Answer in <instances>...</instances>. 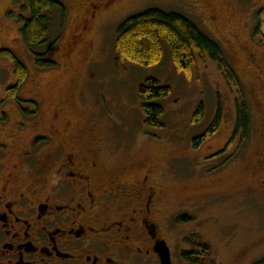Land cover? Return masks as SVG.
Returning a JSON list of instances; mask_svg holds the SVG:
<instances>
[{"label":"rangeland","instance_id":"rangeland-1","mask_svg":"<svg viewBox=\"0 0 264 264\" xmlns=\"http://www.w3.org/2000/svg\"><path fill=\"white\" fill-rule=\"evenodd\" d=\"M59 1L67 13L62 30L57 23L51 32V42L58 41L48 58L56 66L40 68L20 35L26 0H0V51H11L27 68L26 81L9 98L7 90L17 78L10 59L0 57L1 122L9 121V128L16 121L27 123L20 141L29 144L34 134L49 126L50 114L62 109L63 120L83 133L84 149H101L102 138L104 148L119 145L129 160L154 165L162 196L158 220L174 264H189L182 254L197 243L211 248L213 257L206 264H254L262 259L264 198L248 194L251 187L257 188L253 171L264 136L260 106L255 102L251 111L248 142L242 146L234 142L221 151L234 134V92L239 87L229 83L208 57L198 59L190 74L180 72L167 44L157 66L128 63L117 53L116 40L118 27L132 15L151 8L182 14L222 45L249 100L253 81H264V0H127L105 19L106 25L77 44L70 58L71 38L88 0ZM150 78L171 88L168 98L155 102L165 111L161 128L146 125L139 97L140 87ZM37 101L45 111L39 131L34 126L38 119L32 118ZM201 105L204 115L197 121ZM219 111V130L195 148L194 139L204 134ZM182 217L192 221L179 222Z\"/></svg>","mask_w":264,"mask_h":264},{"label":"flooded vegetation","instance_id":"flooded-vegetation-1","mask_svg":"<svg viewBox=\"0 0 264 264\" xmlns=\"http://www.w3.org/2000/svg\"><path fill=\"white\" fill-rule=\"evenodd\" d=\"M126 1L88 0L68 58ZM236 74L237 118L244 83ZM252 84L245 103L253 111L257 102L264 122V81ZM36 103L33 128L39 131L45 111ZM64 114L62 109L51 113L49 126L29 144L20 141L27 123L16 121L9 128V121L0 119V264H161L156 245L166 240L158 220L162 196L154 165L129 160L119 145L104 148L102 138L101 149H84L83 133L65 122ZM263 140L253 171L257 188L248 194L264 198ZM235 142L242 146L240 136Z\"/></svg>","mask_w":264,"mask_h":264},{"label":"trees","instance_id":"trees-1","mask_svg":"<svg viewBox=\"0 0 264 264\" xmlns=\"http://www.w3.org/2000/svg\"><path fill=\"white\" fill-rule=\"evenodd\" d=\"M23 12V16L20 17V35L25 46L33 54L36 65L40 68L56 66V63L48 58V54L58 40L51 42L50 37L57 23L62 30L67 13L66 6L59 0H26ZM165 44L169 46L172 59L180 72L190 74L198 59L204 60L208 57L217 64L229 83L236 87L240 86V80L228 62L222 45L182 14L151 8L130 16L117 30V53L121 59L136 66L150 68L159 65ZM1 56L8 57L14 68L17 82L7 90L8 97L14 98L27 79V68L9 50L0 51ZM241 94L242 97L237 103L236 128L230 147L239 136L241 144L247 143L252 128L251 108L245 103L244 93ZM170 95L171 88L161 85L156 79H147L140 87L139 97L143 102L147 126L152 128L164 126L162 123L164 108L155 102ZM204 110V105H201L195 114L197 121L202 119ZM221 122L222 115L219 111L204 134L194 139V147H199L206 138L217 132ZM190 219L182 217L178 221L189 223L192 221ZM182 257L189 264H206L213 256L208 245L197 243L192 251L183 252ZM254 264H264V257Z\"/></svg>","mask_w":264,"mask_h":264},{"label":"water","instance_id":"water-1","mask_svg":"<svg viewBox=\"0 0 264 264\" xmlns=\"http://www.w3.org/2000/svg\"><path fill=\"white\" fill-rule=\"evenodd\" d=\"M156 251L161 259V264H172L171 251L166 241H160L157 243Z\"/></svg>","mask_w":264,"mask_h":264}]
</instances>
